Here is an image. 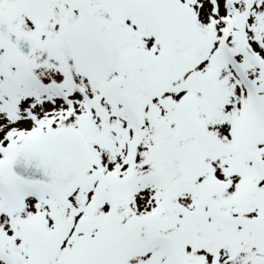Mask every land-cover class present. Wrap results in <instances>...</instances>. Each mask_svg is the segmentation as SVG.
Returning a JSON list of instances; mask_svg holds the SVG:
<instances>
[{
	"label": "snow or ice",
	"instance_id": "1",
	"mask_svg": "<svg viewBox=\"0 0 264 264\" xmlns=\"http://www.w3.org/2000/svg\"><path fill=\"white\" fill-rule=\"evenodd\" d=\"M0 264H264V0H0Z\"/></svg>",
	"mask_w": 264,
	"mask_h": 264
}]
</instances>
